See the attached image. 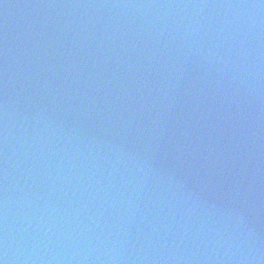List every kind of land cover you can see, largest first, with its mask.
I'll return each mask as SVG.
<instances>
[{
    "label": "water",
    "instance_id": "obj_1",
    "mask_svg": "<svg viewBox=\"0 0 264 264\" xmlns=\"http://www.w3.org/2000/svg\"><path fill=\"white\" fill-rule=\"evenodd\" d=\"M0 264H264V0H0Z\"/></svg>",
    "mask_w": 264,
    "mask_h": 264
}]
</instances>
